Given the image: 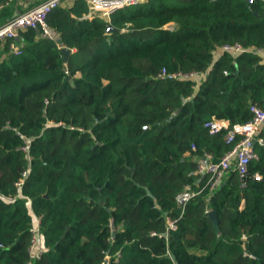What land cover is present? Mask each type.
Masks as SVG:
<instances>
[{
	"label": "trees",
	"instance_id": "16d2710c",
	"mask_svg": "<svg viewBox=\"0 0 264 264\" xmlns=\"http://www.w3.org/2000/svg\"><path fill=\"white\" fill-rule=\"evenodd\" d=\"M4 3L0 22L13 16ZM86 12L82 0L53 10L55 39L27 30L18 53L0 43V264H101L114 253L111 264H264V125L245 187L234 170L212 191L195 174L205 155L217 162L232 148L205 122L264 109V60L221 52L264 49L262 4L147 0L108 22ZM61 47L74 50L66 65ZM179 72L198 75L168 77ZM185 185L197 194L177 208ZM36 219L39 258L28 252Z\"/></svg>",
	"mask_w": 264,
	"mask_h": 264
},
{
	"label": "built area",
	"instance_id": "2783aa9c",
	"mask_svg": "<svg viewBox=\"0 0 264 264\" xmlns=\"http://www.w3.org/2000/svg\"><path fill=\"white\" fill-rule=\"evenodd\" d=\"M15 0H5L3 7H9L13 4ZM78 0H41L36 5L26 8L25 11L18 13L2 23L0 25V43L5 41H11L9 46L10 51L13 53H18L19 47L14 44L13 41L20 38V34L27 30H35L38 33L39 38L53 40L55 39V33L47 26L46 20L48 15L58 8L69 9ZM87 8L86 14L83 15L82 19L92 20L95 18L103 19L106 22L109 21L110 16L116 11L123 9L128 6H133L147 0H82ZM216 1V0H212ZM247 5H252L254 3H261L264 9V0H245ZM165 29L170 31L174 30V25H167ZM245 51H251L259 55L264 59V49L259 48H249L244 49L238 44L225 45L221 47V52L229 53L232 55H237ZM167 75L166 71L163 70L160 74L161 77ZM198 74L195 72L189 74H183L181 72L168 75L171 79H192ZM250 112L252 113V118L244 123H234L230 124L226 120H210L204 123V128H206L210 135L219 134L224 132L223 141L224 143L231 145L232 148L226 152L217 162L211 161V156L205 155L207 162L198 163L195 174L196 175H208L209 180V190H214L227 175L230 170H234L239 178L241 187H245L247 184L248 177V167L252 161L257 160V153L254 149V144L262 145L263 140L258 137L264 125V109L258 108L256 106H251ZM23 152L27 151V146L21 148ZM26 173H23L24 178ZM252 178L255 180L260 179L258 173H254ZM22 183V179L16 183L19 187ZM192 187L185 185L183 189L178 192L174 197V203L177 208H184L187 202L196 195ZM167 230H175L176 225L174 221L169 219L166 220ZM38 222L36 223V228L33 230L31 242L29 245L28 252L31 256L39 258L42 254L41 251L37 250L38 244ZM116 228L113 226L112 221L108 224L109 238L107 242L109 245L114 243V233ZM151 233V236H154ZM0 248L2 245L0 244ZM120 257L119 253H114L113 255L105 254L103 262L101 264H111V262H116ZM27 264H31L30 262Z\"/></svg>",
	"mask_w": 264,
	"mask_h": 264
},
{
	"label": "water",
	"instance_id": "95a60500",
	"mask_svg": "<svg viewBox=\"0 0 264 264\" xmlns=\"http://www.w3.org/2000/svg\"><path fill=\"white\" fill-rule=\"evenodd\" d=\"M112 31H116L114 30L110 25L107 27L106 29V33L109 34L110 32ZM19 38H17L16 40H18ZM60 53L62 55V58H63V64L66 65L70 55L72 54V51L71 49L69 48H66V47H61L60 48ZM206 215L210 221V223L212 224V227L216 233V235L218 237H220L221 235V231H220V228H219V221H218V217H217V214L215 213V211H207L206 212Z\"/></svg>",
	"mask_w": 264,
	"mask_h": 264
},
{
	"label": "crops",
	"instance_id": "0c3cea01",
	"mask_svg": "<svg viewBox=\"0 0 264 264\" xmlns=\"http://www.w3.org/2000/svg\"><path fill=\"white\" fill-rule=\"evenodd\" d=\"M41 0H15L12 4V7H13V16L18 14V13H21L23 11L26 10V8H30L34 5H36L38 2H40ZM12 16V17H13ZM10 19V18H8ZM8 19H3L1 22H0V25L2 23H4L5 21H7ZM19 40V39H18ZM16 40V41H18ZM72 53H74V50H71ZM5 56L3 55L2 57H0V59H3ZM264 60V59H263ZM78 76V75H76ZM38 222V220L36 219V223ZM41 251V250H39Z\"/></svg>",
	"mask_w": 264,
	"mask_h": 264
},
{
	"label": "rangeland",
	"instance_id": "374dc122",
	"mask_svg": "<svg viewBox=\"0 0 264 264\" xmlns=\"http://www.w3.org/2000/svg\"><path fill=\"white\" fill-rule=\"evenodd\" d=\"M78 75V74H77ZM78 77V76H77Z\"/></svg>",
	"mask_w": 264,
	"mask_h": 264
}]
</instances>
